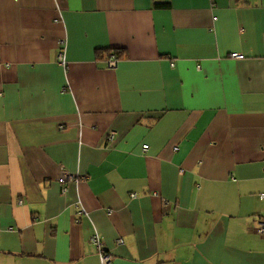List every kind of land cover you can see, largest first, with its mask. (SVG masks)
<instances>
[{"label": "crops", "instance_id": "obj_1", "mask_svg": "<svg viewBox=\"0 0 264 264\" xmlns=\"http://www.w3.org/2000/svg\"><path fill=\"white\" fill-rule=\"evenodd\" d=\"M263 193L264 0H0V264H264Z\"/></svg>", "mask_w": 264, "mask_h": 264}, {"label": "built area", "instance_id": "obj_2", "mask_svg": "<svg viewBox=\"0 0 264 264\" xmlns=\"http://www.w3.org/2000/svg\"><path fill=\"white\" fill-rule=\"evenodd\" d=\"M230 56L233 58H244L245 55L243 53H240V52H234V53H231ZM58 62L63 66H66V64H67L64 48L60 49V52L58 54ZM108 63L110 66H115L117 63V56L115 54H112ZM114 136H115V132L111 131L110 132V139H113ZM143 148H144V150H146L148 148V144L144 145ZM175 149H178V147H175ZM79 177H80L79 173L71 172L65 168L62 169V172L59 176L58 181L62 185L63 193H65L67 191L66 184L69 181H77L79 179ZM131 196L137 197L138 193H131ZM262 196L264 197V193L262 194ZM79 213L80 214H84V213L87 214L86 210L83 208L80 209ZM255 231L257 233H259L260 235H264V219H259L256 221ZM92 242H94L98 247L100 261L102 264H107L108 262H110L113 259V254L107 252L103 248V242H102V240L98 234L93 235ZM118 242L122 243L123 241L119 240Z\"/></svg>", "mask_w": 264, "mask_h": 264}, {"label": "trees", "instance_id": "obj_3", "mask_svg": "<svg viewBox=\"0 0 264 264\" xmlns=\"http://www.w3.org/2000/svg\"><path fill=\"white\" fill-rule=\"evenodd\" d=\"M115 55L116 56H120V52L118 51V52H115Z\"/></svg>", "mask_w": 264, "mask_h": 264}]
</instances>
